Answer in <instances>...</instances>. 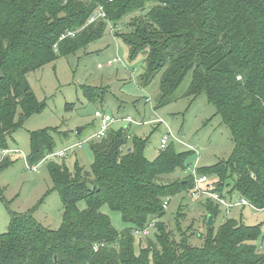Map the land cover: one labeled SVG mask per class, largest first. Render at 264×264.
<instances>
[{
	"label": "trees",
	"instance_id": "16d2710c",
	"mask_svg": "<svg viewBox=\"0 0 264 264\" xmlns=\"http://www.w3.org/2000/svg\"><path fill=\"white\" fill-rule=\"evenodd\" d=\"M100 7L105 17L87 22ZM136 11L143 13L131 17L128 30L114 35L125 43L129 59L142 54V85L160 73L157 106L173 101L174 91L190 73L185 94L204 93L229 127V157L195 172L208 177L212 191L228 199L235 192L261 209L264 0H0V149L44 106L27 81L28 72L101 38L109 22L116 25ZM92 89H84L88 99ZM54 130L59 131L44 127L30 132L26 162H38L54 151ZM147 142V136L131 134L128 126L110 127L105 136L88 141L93 160L89 169L78 160L72 170L64 161L50 162L63 206L62 224L52 229L37 222V206L13 212L0 234V264H264V250L257 243L260 224L228 217L214 230L220 206L208 198L205 216L211 215L213 223L208 225L206 218L200 246L191 244L186 231L179 240L168 234L158 219L166 199L193 188L192 172L179 175L191 152L167 145L149 160L144 155ZM11 163L8 157L1 159L0 170ZM81 200L84 208L77 206ZM103 205L120 213L126 224L122 230L101 211ZM182 217L179 207L174 215L178 231ZM153 221L154 239L147 237L146 245L135 250L132 226Z\"/></svg>",
	"mask_w": 264,
	"mask_h": 264
},
{
	"label": "rangeland",
	"instance_id": "374dc122",
	"mask_svg": "<svg viewBox=\"0 0 264 264\" xmlns=\"http://www.w3.org/2000/svg\"><path fill=\"white\" fill-rule=\"evenodd\" d=\"M142 13L136 11L127 15L116 25L109 22L101 38L88 42L68 55L59 56L42 68L28 72L27 81L36 99L44 103V106L40 111L30 114L8 139L7 147L19 150L8 156L12 163L0 170V188L3 193L0 199V234L7 230L13 212H27L34 206L37 207L33 217L37 222L52 229L62 224L63 206L49 173V163L64 161L72 170L78 160L80 165L89 169L93 160L87 139L98 130V119L93 114L95 110L107 111L116 118L111 127L128 126L131 134L147 136L144 155L149 160L156 156L160 149L159 140L163 136H167V145H171L175 151H190L186 169L179 174L181 177L193 168L211 165L229 157L233 147L229 127L221 121L204 93H198L195 97L185 94L190 83V73L183 77L174 91L173 101L163 106H157L156 102L160 73L147 85L139 82L144 72L143 56L138 54L134 59H129L125 43L114 32L128 30L127 23L131 17ZM113 57L117 60L106 64ZM89 86H94L90 99L84 93L85 87ZM44 127L59 130L53 132L54 151L73 145L76 140H81V143L80 146L70 148L61 159L48 155L34 171L29 168L31 163L25 160L30 153L29 134L32 130ZM76 127H81L82 131L77 133ZM231 195L232 198L238 197L235 192ZM206 199L205 195L191 197L186 191L173 195L158 220L165 222L166 231L175 240L180 239L181 231H186L191 235V244L200 246L202 235L205 234ZM84 205L83 200L77 202L80 208H84ZM179 207L183 213L180 231L176 230L174 218ZM101 211L109 215L117 231L125 227L118 211L107 205H103ZM228 217L242 219L245 224H260L262 234L257 243L262 247L261 251L264 250V207H231L228 214L220 207L213 229ZM155 222L148 227L146 235L133 234L135 250L146 245L147 237L154 239ZM133 229L135 226H132L131 232Z\"/></svg>",
	"mask_w": 264,
	"mask_h": 264
},
{
	"label": "built area",
	"instance_id": "2783aa9c",
	"mask_svg": "<svg viewBox=\"0 0 264 264\" xmlns=\"http://www.w3.org/2000/svg\"><path fill=\"white\" fill-rule=\"evenodd\" d=\"M105 17V12L103 11V9L100 7L98 8L94 13H92L89 17L87 22H92L97 18H102ZM74 32H70L67 35H72ZM63 37V36H62ZM117 60V58H112L107 60L106 64H110L112 62H115ZM93 114L95 115V117L98 119V130L93 133L92 136H90V138H88L87 140L90 141L92 138H101L103 136L106 135L107 131L109 130V128L111 127V124L115 121V117L107 112V111H102V110H95L93 112ZM167 136H163L160 138L159 142H160V148H165L167 145ZM81 140L80 141H76L75 144L73 145H67L63 148H60L59 150H55L52 151L51 153L45 154L44 157H42L40 160H38V162L32 163L30 164L29 168H32V170H37L38 165L45 161L46 157L48 155L53 156L54 158H59L61 159V157H63L70 148L75 147V146H80ZM18 148H9V147H4L0 149V160L8 157L10 154L15 153L16 151H18ZM26 160V157H25ZM196 168H193V170L191 171L194 176H195V180H194V185L193 188L190 191V195L191 197H196L198 198L200 195H205L208 199H210L212 202H216L222 209H224L225 213L228 214L230 211L231 207H245V206H249L253 209H256V207L250 202L248 201V199L243 198V197H236V198H226L225 196L221 195L219 192L217 191H212L210 189V187H208V177L204 174H199L197 175V172H195ZM164 203V207L167 208L168 203H167V199L163 202ZM153 222H150L148 225H146L145 227H139L133 229L132 231V235H137L139 233L146 235L148 233V227L150 225H152ZM261 249V247H260Z\"/></svg>",
	"mask_w": 264,
	"mask_h": 264
},
{
	"label": "water",
	"instance_id": "95a60500",
	"mask_svg": "<svg viewBox=\"0 0 264 264\" xmlns=\"http://www.w3.org/2000/svg\"><path fill=\"white\" fill-rule=\"evenodd\" d=\"M77 132H79L81 130V127H76L75 129ZM208 220H207V224L211 225L213 223V217L211 215H207Z\"/></svg>",
	"mask_w": 264,
	"mask_h": 264
},
{
	"label": "crops",
	"instance_id": "0c3cea01",
	"mask_svg": "<svg viewBox=\"0 0 264 264\" xmlns=\"http://www.w3.org/2000/svg\"><path fill=\"white\" fill-rule=\"evenodd\" d=\"M114 58V57H113ZM109 60V59H108ZM80 131H82V129L80 130ZM77 132V131H76ZM77 133H79V132H77ZM76 141H80V140H76ZM75 141V142H76ZM239 197V196H238ZM241 209H244L245 207H240ZM251 208V207H250ZM253 209V208H252ZM256 209H259V208H256ZM259 247H261V246H259ZM262 248V247H261Z\"/></svg>",
	"mask_w": 264,
	"mask_h": 264
}]
</instances>
